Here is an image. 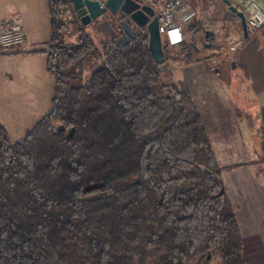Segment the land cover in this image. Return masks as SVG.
<instances>
[{"label": "trees", "instance_id": "obj_1", "mask_svg": "<svg viewBox=\"0 0 264 264\" xmlns=\"http://www.w3.org/2000/svg\"><path fill=\"white\" fill-rule=\"evenodd\" d=\"M48 3L52 109L16 142L0 124V264H246L233 165L187 82L163 79L145 28L120 41L113 17L89 31L71 0ZM192 43L162 41L164 62L221 54Z\"/></svg>", "mask_w": 264, "mask_h": 264}, {"label": "crops", "instance_id": "obj_2", "mask_svg": "<svg viewBox=\"0 0 264 264\" xmlns=\"http://www.w3.org/2000/svg\"><path fill=\"white\" fill-rule=\"evenodd\" d=\"M144 1L151 3L152 0ZM164 1L157 2L156 5ZM214 1L223 11V19L237 24L242 32L238 16L229 10L225 1ZM231 2L235 5L239 0ZM3 23H19L23 28L24 41L15 46L33 50L0 55V124L10 140L16 142L52 109L54 77L46 67L47 53L41 50L49 41L51 33L48 0H0V25ZM195 27L196 20L193 29ZM187 29L186 26L183 38ZM249 32L246 37L251 34V39L233 41L230 48L236 50L241 58L240 66L250 72L252 83L260 92L258 105H247L240 98H234L236 105L229 107L230 88L227 85L218 88L214 81L217 76L210 75L209 72L213 70L218 74L216 61L219 54L211 58L209 65L203 60L190 64L188 68H191L193 86L189 87L205 124L211 120L210 125L214 127L213 136L219 142L218 146H214L217 159L222 158L221 165H233L224 168L221 177L234 203L242 234L245 263L264 264V164L258 165L261 163L258 143L264 139V119H261V110L264 111V44L249 43L258 33L264 34V26ZM214 39L215 34L210 44L212 47L203 52L222 54L225 48L220 43H215ZM245 50L247 53L243 55ZM197 54L201 55L202 52L197 51ZM226 59L230 60L228 56ZM230 62L232 67L238 65L237 60L231 59ZM242 109L255 117L258 113L260 119L255 118L252 127L243 124ZM228 115L236 118L232 119L231 124L228 122ZM225 122L229 125L226 126ZM258 123L261 124L260 127H257ZM243 131L251 133L247 139L244 138Z\"/></svg>", "mask_w": 264, "mask_h": 264}, {"label": "rangeland", "instance_id": "obj_3", "mask_svg": "<svg viewBox=\"0 0 264 264\" xmlns=\"http://www.w3.org/2000/svg\"><path fill=\"white\" fill-rule=\"evenodd\" d=\"M162 1L163 0H157V2ZM183 3L193 8L196 12L195 19H191L189 21L190 24H187L188 29L185 32V38L193 42L192 45H195V47L198 48V52L201 51L202 54H204L205 52H203V50H207L210 48V45L206 44V40L204 38V32L207 29L212 30L215 34L214 42L220 43L221 46L225 48L224 50H222V54H219L217 57L218 61H216V63L218 65V74H216V72H214L213 70H210L209 72L210 75L214 74L215 76H217V79L214 81L215 85L218 88H224L225 85L230 88L231 98L229 100V107L236 105V99L234 98H240V100L247 105H251L254 107L258 105L260 92L257 91L256 86L252 83L251 76H249L250 72L245 71L244 69H242L243 67L240 66L239 63L241 58L239 57V55L236 54V50H232L230 48V45L233 41H237L239 39H251V34H249L250 37L247 38L240 31V28L237 26V24H234L231 20H224L223 11L220 9L219 5H217L214 0H183ZM195 20L196 27L193 29V26L195 25ZM86 29L89 31H93L92 25L89 23L86 24ZM249 31L250 29L248 28V33H250ZM252 31L254 32L256 30ZM161 38L162 41L166 40V36L164 33L161 34ZM249 43L264 44V34L258 33L256 38L254 40H250ZM245 52L246 50L242 54L244 55ZM223 54L228 56L230 60L228 61L226 59V56H224ZM231 59L237 60L238 65L232 67V64L230 62ZM203 61L204 63H207L209 65L211 64V57H207ZM190 64H184L178 61L167 63L163 62L159 64V70H161L162 77L165 80L180 79L186 81L189 86H193V78L191 77L192 73L190 70L191 68H188ZM230 110L231 108H229V111ZM241 112L243 115V124L246 123L245 125H248L249 127H252L255 118L260 119L258 113H256L255 117L251 113H247L245 109H242ZM228 116V122L230 124L232 123V119L236 120L235 117H230V115ZM262 118H264V116H262L261 110V119ZM228 122H225L224 124L228 126ZM210 123H212L211 120ZM210 123L206 121V126L209 130L210 138L214 146H218L219 142H216L215 137L213 136L214 127H212L213 125H210ZM260 126L261 124L258 123L257 127ZM250 134V132L246 133L243 131V136L245 139H247ZM258 149L261 153L264 152V139H262L261 142L258 143ZM218 160L220 164H223V160L221 157H219ZM262 164H264L262 163V161L260 164L258 163L259 166H261Z\"/></svg>", "mask_w": 264, "mask_h": 264}, {"label": "water", "instance_id": "obj_4", "mask_svg": "<svg viewBox=\"0 0 264 264\" xmlns=\"http://www.w3.org/2000/svg\"><path fill=\"white\" fill-rule=\"evenodd\" d=\"M223 1L229 10L238 16L241 30L246 36L248 27L243 11L238 9L231 0ZM71 3L83 25L96 21L98 26L102 22H108L113 17L122 30L120 37L125 38V41L135 36L134 26L137 29L145 28L148 34V46L154 59L153 65L157 70L160 69L159 64L164 62V57L154 4L144 0H71ZM204 38L206 44L210 45L214 38L213 31L205 30ZM262 116H264V111H262Z\"/></svg>", "mask_w": 264, "mask_h": 264}, {"label": "built area", "instance_id": "obj_5", "mask_svg": "<svg viewBox=\"0 0 264 264\" xmlns=\"http://www.w3.org/2000/svg\"><path fill=\"white\" fill-rule=\"evenodd\" d=\"M235 5L243 11L250 30L264 26V0H239V3ZM156 6L160 34H165L169 44H178L183 39L185 27L195 17V10L185 5L183 0H165ZM23 41L24 32L19 23L0 25V45L7 47Z\"/></svg>", "mask_w": 264, "mask_h": 264}, {"label": "flooded vegetation", "instance_id": "obj_6", "mask_svg": "<svg viewBox=\"0 0 264 264\" xmlns=\"http://www.w3.org/2000/svg\"><path fill=\"white\" fill-rule=\"evenodd\" d=\"M154 7H155V13H156L157 6L154 4ZM134 29H136L135 26H134ZM119 40H120V41H125V38L120 37Z\"/></svg>", "mask_w": 264, "mask_h": 264}]
</instances>
